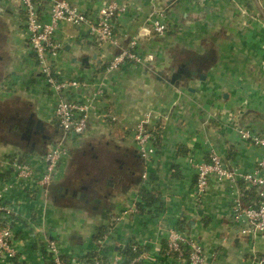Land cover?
<instances>
[{
  "label": "crops",
  "instance_id": "0c3cea01",
  "mask_svg": "<svg viewBox=\"0 0 264 264\" xmlns=\"http://www.w3.org/2000/svg\"><path fill=\"white\" fill-rule=\"evenodd\" d=\"M68 1L92 14L105 0ZM120 1L130 6L116 20L120 43L127 45L139 35V51L157 56L153 64L128 63L109 76L106 94L97 102L102 116H93L77 140L64 138L57 127L52 93L24 35L26 18L20 1L0 0V109L13 101L25 105L28 115L34 113L51 134L46 149L63 139L69 150L47 195L35 186L8 191L6 201L16 211L18 255L14 262L0 260V264H53L46 252L49 239L58 241L70 264L100 252L105 264L114 259L129 264L136 258V264H189L187 257L167 249L170 227L187 231L211 264H260L264 235L255 239L239 232L230 212L231 183L212 177L199 203L193 162L208 161L210 152L217 150L229 166L246 172L264 158V148L244 141L238 132V127L247 126L264 134V0ZM153 3L166 10L169 26L163 36H156L147 23ZM58 36L63 43L58 60L63 72L91 81L103 78L114 48L97 45L71 24ZM179 70L181 78L171 83ZM147 114L155 147L149 159L129 142L132 128ZM120 129L127 132L122 135ZM88 142H107L108 149L114 143L140 154L137 176L117 183L102 207L94 202L93 208L68 195L58 199L56 194L76 177L79 149ZM47 151L20 147L17 140L4 136L0 172L4 160L15 156L41 169L36 158ZM144 172L149 174L146 190L155 197L150 203L142 195ZM239 187L243 189V184ZM139 203L141 210L132 211ZM130 248L133 253H127Z\"/></svg>",
  "mask_w": 264,
  "mask_h": 264
},
{
  "label": "built area",
  "instance_id": "2783aa9c",
  "mask_svg": "<svg viewBox=\"0 0 264 264\" xmlns=\"http://www.w3.org/2000/svg\"><path fill=\"white\" fill-rule=\"evenodd\" d=\"M25 13L24 35L34 52L43 81L54 99V115L64 138L79 139L89 128L93 116L98 112L97 102L106 94L109 76L128 63L153 64L157 54L139 51L140 38L134 35L127 45L120 43L115 33L116 20L128 12L130 6L125 1L105 0L96 13H89L68 0H19ZM154 4V3H153ZM43 8V10H41ZM147 23L156 36H163L168 30L166 10L154 4L147 14ZM66 24L81 28L99 46L114 48L109 52L108 63L102 79L96 81L81 79L74 74H66L59 67V56L63 43L58 32ZM116 119L115 116L112 117ZM150 115L141 119L135 126L138 149L142 157L148 158L155 152L153 133L148 130ZM240 137L256 146L264 148V134L247 126L238 127ZM69 150L63 139L54 141L50 149L36 160L41 169L20 157L7 158L0 172V216L4 224L0 227V260L14 262L18 255L15 246V207L7 203V193L15 187L24 189L35 186L44 195L60 174V165ZM4 163V162H3ZM196 169L194 195L200 203L210 187L211 178L229 181L232 190L231 217L239 232L255 239L264 235V158L257 161L252 171L243 172L229 166L217 150H212L208 161L193 162ZM243 184V189L239 187ZM143 187L149 189V174H143ZM245 190L255 192L256 199L247 203ZM134 204L132 211H140ZM102 246V245H101ZM167 249L178 253L179 258L187 257L189 264H211L202 245L185 230L170 227L167 232ZM46 252L53 264H70L62 257L60 244L49 239ZM145 256L140 255V258ZM139 259V258H138ZM137 258L129 264H136ZM114 259L112 264H121ZM264 264V256L258 258ZM72 264H105L103 255H95L86 261L74 260Z\"/></svg>",
  "mask_w": 264,
  "mask_h": 264
},
{
  "label": "flooded vegetation",
  "instance_id": "af4514ba",
  "mask_svg": "<svg viewBox=\"0 0 264 264\" xmlns=\"http://www.w3.org/2000/svg\"><path fill=\"white\" fill-rule=\"evenodd\" d=\"M25 109H19L16 114L12 113L10 108L2 111L0 109V129L8 128L7 134H12L21 146L24 142L25 148L42 150L41 148L47 146L48 141L52 139L51 134L46 125L42 129L34 122L32 114L28 115ZM100 143L102 142H88L79 149L77 161L80 169L74 180L68 179L64 192L60 193L61 196L68 195L71 199H80L96 208L94 202L101 204L118 186L117 183L137 176L140 154L136 150H122L119 147L108 149V143L103 147Z\"/></svg>",
  "mask_w": 264,
  "mask_h": 264
},
{
  "label": "rangeland",
  "instance_id": "374dc122",
  "mask_svg": "<svg viewBox=\"0 0 264 264\" xmlns=\"http://www.w3.org/2000/svg\"><path fill=\"white\" fill-rule=\"evenodd\" d=\"M72 25V24H71ZM106 67V66H105ZM42 78H43V76H42ZM6 104H8V103H6ZM6 104H3V105H6ZM26 105H28L27 103H25ZM8 105H10V106H3V107H1V111H2V109H6V108H10L11 109V112L12 113H15L16 111H18L19 109H22V111H23V108L25 107V105H24V107H23V105L21 104V103H19V102H17V101H13V102H10ZM5 107V108H4ZM144 119H145V117H144ZM138 123V122H137ZM120 126V125H119ZM121 128L123 127L122 125L120 126ZM136 126L134 125V127L132 128V132L131 133H129L130 134V136H131V139L129 140V142L130 143H134V145L136 144V146L138 147V144H137V140H136V133H135V130H134V128H135ZM1 128V127H0ZM148 128V130H150L149 129V127H147ZM119 133H122V135L124 134V133H126L125 132V130L123 131V130H119L118 131ZM12 134H7V131L6 130H4V129H0V139H2L4 136L6 137V138H12L13 137V135L11 136ZM78 140V139H77ZM115 140H118V138H116ZM84 141H87V140H84ZM84 141H82L81 142V144L84 142ZM128 142V141H127ZM105 143H107V142H102V143H100V146H102L103 147V145L105 144ZM22 146L21 145H19L20 147H24V142H22ZM50 146V144L47 146V147H49ZM116 145L114 144V143H112L111 144V147L112 148H116L115 147ZM99 147V146H98ZM122 147H124V146H122ZM48 149V148H47ZM50 149V148H49ZM48 149V150H49ZM123 149V148H122ZM151 157V156H150ZM150 157H148V159L150 158ZM144 158V157H143ZM146 159V158H145ZM100 245H104V243H105V241H104V239H102V240H100ZM102 247L103 246H101L100 248L102 249Z\"/></svg>",
  "mask_w": 264,
  "mask_h": 264
},
{
  "label": "trees",
  "instance_id": "16d2710c",
  "mask_svg": "<svg viewBox=\"0 0 264 264\" xmlns=\"http://www.w3.org/2000/svg\"><path fill=\"white\" fill-rule=\"evenodd\" d=\"M57 127L58 128H60L59 127V125H58V123H57ZM12 140H16V138H12ZM46 147L47 146H45V147H42L41 149L43 150V151H46V150H48V149H46ZM138 165H141V163L139 162V164ZM139 171V170H138ZM132 179L133 178H131V179H129L130 181H132ZM129 181V182H130ZM67 185V184H66ZM56 194L58 195V199L61 197V195L60 194H58V191L56 192ZM142 195L144 196V198H146L147 199V201L150 203V201H154V194L153 193H151V192H147V190L146 189H144L143 191H142ZM155 195H156V193H155ZM256 194H255V192L254 191H252V190H245V193H244V197H245V200H246V202L247 203H250L251 201H254L255 199H256V196H255ZM72 199H76V198H72ZM104 201H105V199H103L102 200V203H101V206L100 207H102V204H104ZM147 202V203H148ZM71 204H74V203H71ZM139 206L141 207V205H140V203H139ZM4 224V221H3V218L0 216V227L2 226ZM100 232H103V228H101V230H100ZM134 250V249H133ZM136 250V249H135ZM134 250V251H135ZM133 253V251H132V248H130L128 251H127V253Z\"/></svg>",
  "mask_w": 264,
  "mask_h": 264
},
{
  "label": "water",
  "instance_id": "95a60500",
  "mask_svg": "<svg viewBox=\"0 0 264 264\" xmlns=\"http://www.w3.org/2000/svg\"><path fill=\"white\" fill-rule=\"evenodd\" d=\"M182 72H183L182 70H179V71H177V72H174L173 75H172L171 78H170V82H171V83H175L177 79L181 78V73H182ZM192 73H193V74H196V71L193 70ZM33 117H34V113H33L32 118H33ZM33 120H34V122L38 123V124L42 127V129L45 128V123H44L42 120H40V119L36 120L35 118H33Z\"/></svg>",
  "mask_w": 264,
  "mask_h": 264
}]
</instances>
